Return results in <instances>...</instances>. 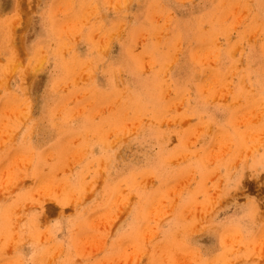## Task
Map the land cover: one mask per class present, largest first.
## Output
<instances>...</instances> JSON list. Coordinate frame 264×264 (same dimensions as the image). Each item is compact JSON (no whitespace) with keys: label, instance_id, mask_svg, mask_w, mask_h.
Here are the masks:
<instances>
[{"label":"rangeland","instance_id":"1","mask_svg":"<svg viewBox=\"0 0 264 264\" xmlns=\"http://www.w3.org/2000/svg\"><path fill=\"white\" fill-rule=\"evenodd\" d=\"M0 264H264V0H0Z\"/></svg>","mask_w":264,"mask_h":264},{"label":"bare ground","instance_id":"2","mask_svg":"<svg viewBox=\"0 0 264 264\" xmlns=\"http://www.w3.org/2000/svg\"><path fill=\"white\" fill-rule=\"evenodd\" d=\"M41 47V46H40ZM37 51V50H36ZM35 54V53H34ZM34 56H36V55H34ZM38 56V55H37ZM71 61V60H70ZM52 64V63H51ZM66 64V63H65ZM70 64V63H69ZM64 65V64H63ZM53 66V65H52ZM106 66H108V65H106ZM66 68V67H65Z\"/></svg>","mask_w":264,"mask_h":264}]
</instances>
